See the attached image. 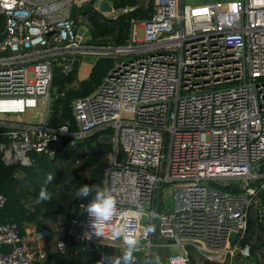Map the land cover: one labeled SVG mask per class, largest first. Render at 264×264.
<instances>
[{
  "label": "built area",
  "instance_id": "1",
  "mask_svg": "<svg viewBox=\"0 0 264 264\" xmlns=\"http://www.w3.org/2000/svg\"><path fill=\"white\" fill-rule=\"evenodd\" d=\"M85 2L0 0L3 164L55 158L64 139L77 142L111 129L102 189L116 199V217L97 237L83 211L88 201L81 203L51 252L64 253L69 244L98 256L105 246L123 250L109 229L126 212L147 262L151 249L165 253L166 264H189L191 253L216 260L235 250L248 256L240 242L255 186L247 185L256 179L264 185V0H152L148 18L131 20L121 45L77 29L71 11ZM131 9H111L109 16ZM136 24L139 39L132 38ZM100 58H110L111 66L89 94L71 99L73 129L68 121L50 126L54 71L68 73L79 60ZM36 108L42 112L35 122L19 119ZM229 178L239 184L216 183ZM166 183L173 187L172 204L159 210ZM3 200L0 194V206ZM138 206L151 233L134 214ZM0 245L6 246L0 264H37L46 256L28 248L10 221L0 223ZM173 246L180 249L171 252Z\"/></svg>",
  "mask_w": 264,
  "mask_h": 264
},
{
  "label": "trees",
  "instance_id": "2",
  "mask_svg": "<svg viewBox=\"0 0 264 264\" xmlns=\"http://www.w3.org/2000/svg\"><path fill=\"white\" fill-rule=\"evenodd\" d=\"M93 0H89L91 3ZM112 8L117 11L125 7H132L131 10H126L118 13L114 17H104L96 13H89L86 16V22L90 28L92 40H100L102 38H108V40L117 45L124 44L130 33L131 20L140 21L142 19L148 18L149 13L152 9V0H110ZM86 11V10H85ZM88 12V11H86ZM112 63L110 58H100L93 62L87 77L83 80L78 81L77 87L74 89H66L65 84L70 83L74 79V69L68 73L60 72L57 69L54 71L52 78V86L55 88L53 93L54 98L51 101L49 108L48 124L50 126H56L64 121L69 122V129H73L72 117L70 113V101L75 97H80L89 94L96 85L100 82L104 74L108 71ZM111 131L110 128H104L101 130H94L88 137L81 141L75 142L76 149L82 151L86 155V160L84 164L77 166L75 172L79 170L78 167H85L88 170L86 176L78 175L75 176V185L82 186L88 184L90 186H99L102 188V179L105 166L107 164L106 155L111 151L110 144L99 142L98 137L101 132ZM67 139H64L62 145L65 144ZM5 137L0 134V142H4ZM104 144V145H103ZM69 147L64 148V153L66 157L70 158L71 152ZM120 151L117 150V157L120 156ZM54 159L47 157L45 155H35L33 163L31 166H24L17 162H12L8 165L3 164L0 159V194L3 196V203L0 206V223L4 221H10L14 223L18 229L20 237L25 234V225L28 223L34 224V229L38 232L42 231L45 227L39 223L37 215L35 212L30 211L24 204L22 200V194H27V189L24 187V179H21L17 175L19 172L28 178H32L36 173H42L46 171V166L54 165L52 161ZM264 164L260 167V171H264ZM55 168V166H54ZM52 168L53 174L56 170ZM60 173V172H59ZM57 176L62 178L59 174ZM72 181V180H70ZM262 179H256L251 185L255 186V194L253 196V204L258 209H264V185L260 186ZM86 202V201H82ZM79 209V204L73 213L67 219L76 215ZM249 218L247 217L246 228L243 233L241 245H244L247 238L246 229L248 227ZM246 236V238H245ZM49 237V233L45 236L44 242ZM249 247V246H248ZM73 244H69L66 251L61 254H55L52 252H46L45 258L38 262L37 264H78V259L87 258L95 259L102 258L105 255L110 257H116V251L110 247H104L103 256H98L94 253L84 252L85 257L79 256L83 251L78 247L77 254L75 256L70 255ZM6 250V246L0 245V251ZM253 251V247L251 248ZM250 251V248H249ZM251 253V251H250ZM73 256V257H72ZM69 257H72L69 259ZM204 264H211L209 262H204Z\"/></svg>",
  "mask_w": 264,
  "mask_h": 264
},
{
  "label": "rangeland",
  "instance_id": "3",
  "mask_svg": "<svg viewBox=\"0 0 264 264\" xmlns=\"http://www.w3.org/2000/svg\"><path fill=\"white\" fill-rule=\"evenodd\" d=\"M208 1H222V0H183V2L186 4H195V3H204ZM75 8H77L75 6ZM81 8V7H80ZM85 5H82V11L85 10ZM106 13V12H105ZM104 15V12L100 13ZM78 25V23H77ZM79 27V25H78ZM134 28V35H132V38L139 39L141 37V28L136 24L133 26ZM86 34V33H85ZM100 40H108V38H102ZM86 64L93 63L92 59H87ZM87 71H84L83 74L78 75L77 77H74V79L68 83L65 84L66 89H74L77 87V83L80 80L85 79ZM55 91V88L52 89L51 92V98H53V92ZM51 104V102H50ZM42 110L40 108L32 109V110H25V112L22 115H19V119L27 122L32 121L35 122L40 118V113ZM98 131L101 129H97ZM109 134V135H108ZM111 135L107 131L101 132V134L98 137L99 142L110 144L111 147ZM76 141H72L69 143L68 141L65 142V147H69L71 153L69 155H72L70 158L63 155L64 148L60 151L58 155L53 158L52 165L46 166V171L42 173H36L33 175L32 178H28L25 175L17 173L18 176H20L21 179H24V187L27 189V194H22V200L25 204V206L30 210L36 213L37 218L39 220V223L43 225L45 228L38 232L34 229L33 223L27 224V241L29 243H32V248L37 249L41 248L45 252H51L52 244H53V238H56L58 235H60L64 229V227L67 224V219L69 216L73 213L76 204L79 205L82 203L83 200L76 199V193L80 186H76L75 182V176L82 175L86 176L88 173L87 168L85 165L83 167H78L79 170L75 172V169L77 166H80L81 164H84V160H86V155L78 149H76ZM104 145V144H103ZM110 156V153H107L106 160ZM57 169H55L54 168ZM52 168H54V172H52ZM60 172V173H59ZM51 173L54 177L51 183L45 184L46 176ZM57 174L62 176V178L58 177ZM72 180V181H70ZM217 184L225 186H231V185H237L239 184V180L237 178H229V179H219L216 181ZM46 187L47 190L51 193V199L49 201L41 202L37 204L36 198L38 195V192L41 187ZM254 185H247V187L251 188ZM172 193H173V187L171 183L162 184L159 189V210H161L164 207H170L172 204ZM67 218V219H66ZM249 223L248 227L246 229V236L248 240H245V243L247 246H249L250 251L248 256L241 255L238 250H235L231 254L223 255L219 257V260L216 259H209L204 256L191 253L190 254V261L189 264H204V262H209L211 264H264V209H258L254 206L249 210L248 213ZM141 223L144 226L148 225V222L145 221L144 215H141ZM49 233V237L44 242L45 236ZM245 236V238H246ZM253 247V251L251 248ZM180 248L178 246H173L170 248L171 252H177ZM116 251V256L121 255L122 251L121 249H114ZM70 255L75 256L77 254V251H75L74 248L70 250ZM88 254V253H87ZM136 258V264H166V254L161 251H156L154 249L150 250L149 260L151 262H147L145 260L144 252L141 251L139 248L134 253ZM72 256V257H73ZM79 256L85 257L84 252L81 253ZM72 257H69L72 258ZM102 258L95 259H87V258H80L78 259V264H100V260ZM71 264V263H66Z\"/></svg>",
  "mask_w": 264,
  "mask_h": 264
},
{
  "label": "clouds",
  "instance_id": "4",
  "mask_svg": "<svg viewBox=\"0 0 264 264\" xmlns=\"http://www.w3.org/2000/svg\"><path fill=\"white\" fill-rule=\"evenodd\" d=\"M22 165L31 166V160L27 156L23 157L21 160ZM54 179L53 175L49 173L46 176L45 184L51 183ZM76 199L88 201L84 207L83 211L86 212L91 220V227L94 231V235L103 238L104 227L110 225L117 214V201L108 189H102L99 186L93 187L88 184H84L79 187L76 193ZM51 199V193L46 187H41L36 203L49 201ZM143 208H137L135 215H141L143 213ZM120 223L112 225L109 229L110 238L112 240H121L124 245V250L121 255L116 257H110L105 255L100 260V264H136V258L134 253L138 249L139 241L129 231V219L126 212L120 213ZM153 227L151 224L144 228V232L151 233Z\"/></svg>",
  "mask_w": 264,
  "mask_h": 264
},
{
  "label": "crops",
  "instance_id": "5",
  "mask_svg": "<svg viewBox=\"0 0 264 264\" xmlns=\"http://www.w3.org/2000/svg\"><path fill=\"white\" fill-rule=\"evenodd\" d=\"M98 1L99 0H93L90 3L89 0H86V2L84 3V5L86 7L85 10L88 11V12H86L85 10L82 11V5L83 4H81L79 6H76L77 8L73 7V9L71 11V17H72V19L74 21V24L77 27V29L78 30H83L86 27L87 28L86 35H89L90 37H91L90 28H89V26H88V24L86 22V16H87V14H89V13H96V14H99V15L104 16V17H107V18L110 17L109 16V13L110 12H108V13H105L104 12V15H102V14H100V13H102L101 11H99V12L93 11V6L95 5V3H98ZM105 1L107 3H108V1L110 2V0H105ZM96 6H97V4H96ZM111 9H113L112 6H111ZM77 23H78L79 27H78ZM85 61L86 60H79L78 62L75 63V65L73 66L74 67L73 68L74 69V77H77L78 75L83 74L84 71H87L85 74H86V76L88 75V73L90 71V68L93 65V63L86 64ZM53 88L54 87L52 86V83H51V92H52V89ZM26 226H27V224L25 225V234L21 238H22L23 243L28 248H32V245H31L32 243H29L27 241V227Z\"/></svg>",
  "mask_w": 264,
  "mask_h": 264
},
{
  "label": "water",
  "instance_id": "6",
  "mask_svg": "<svg viewBox=\"0 0 264 264\" xmlns=\"http://www.w3.org/2000/svg\"><path fill=\"white\" fill-rule=\"evenodd\" d=\"M97 8L99 11L101 12H111V6L105 1V0H99L98 3H97ZM5 35V31L1 32L0 33V39ZM158 201V199H157ZM234 237H235V232H230L229 235H228V241L230 243L233 242L234 240Z\"/></svg>",
  "mask_w": 264,
  "mask_h": 264
}]
</instances>
